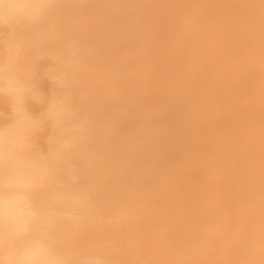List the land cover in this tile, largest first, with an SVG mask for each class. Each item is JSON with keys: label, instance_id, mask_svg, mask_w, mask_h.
Here are the masks:
<instances>
[{"label": "bare ground", "instance_id": "1", "mask_svg": "<svg viewBox=\"0 0 264 264\" xmlns=\"http://www.w3.org/2000/svg\"><path fill=\"white\" fill-rule=\"evenodd\" d=\"M0 264H264V0H0Z\"/></svg>", "mask_w": 264, "mask_h": 264}]
</instances>
